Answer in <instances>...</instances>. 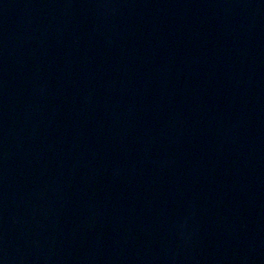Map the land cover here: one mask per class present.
I'll use <instances>...</instances> for the list:
<instances>
[{
	"label": "water",
	"instance_id": "95a60500",
	"mask_svg": "<svg viewBox=\"0 0 264 264\" xmlns=\"http://www.w3.org/2000/svg\"><path fill=\"white\" fill-rule=\"evenodd\" d=\"M0 264H264V0H0Z\"/></svg>",
	"mask_w": 264,
	"mask_h": 264
}]
</instances>
